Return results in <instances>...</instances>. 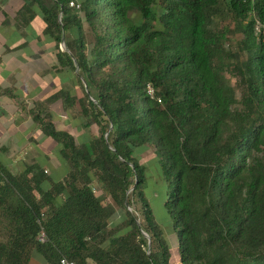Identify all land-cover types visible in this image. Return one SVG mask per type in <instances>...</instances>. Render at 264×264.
<instances>
[{
	"label": "trees",
	"instance_id": "obj_1",
	"mask_svg": "<svg viewBox=\"0 0 264 264\" xmlns=\"http://www.w3.org/2000/svg\"><path fill=\"white\" fill-rule=\"evenodd\" d=\"M36 2L84 91L48 100L79 105L97 134L81 144L34 113L67 176L0 161V264H172L171 234L182 264H264V0ZM150 145L160 181L138 157Z\"/></svg>",
	"mask_w": 264,
	"mask_h": 264
},
{
	"label": "crops",
	"instance_id": "obj_2",
	"mask_svg": "<svg viewBox=\"0 0 264 264\" xmlns=\"http://www.w3.org/2000/svg\"><path fill=\"white\" fill-rule=\"evenodd\" d=\"M40 1L52 6V0ZM46 26L36 0H0V161L14 175L38 164L54 180L63 181L68 166L58 154L61 145L41 132L34 113H51L56 128L81 144L90 142L97 129L85 126L79 105L69 107L62 97L48 100L63 91H72L79 100L84 91L77 72L58 61V47L46 35ZM35 258L39 262L34 264L44 261L39 254Z\"/></svg>",
	"mask_w": 264,
	"mask_h": 264
},
{
	"label": "rangeland",
	"instance_id": "obj_3",
	"mask_svg": "<svg viewBox=\"0 0 264 264\" xmlns=\"http://www.w3.org/2000/svg\"><path fill=\"white\" fill-rule=\"evenodd\" d=\"M215 25L217 24V26L221 29L227 30V29H233V24L230 23L229 19H227V17H225L224 19L221 17H216L215 20ZM229 40L232 41L231 36L227 37V41ZM228 42V43H229ZM227 49H230V46L227 45ZM232 63V61H231ZM230 66H225V75H226V79L229 82V84H231V86H233L236 90V94L238 99L241 97L242 95V86H241V82H240V78L238 77V75L234 72L233 68ZM74 111H76V108H74ZM140 160L144 163L148 165V169H149V173L151 175V178H153L156 181H160V176H159V165H157V159H156V154H155V147L154 146H147L146 149H143L140 153L139 156ZM95 185V193L96 195L103 197L102 195V183L99 180H95L94 182ZM103 202L105 205L109 204V200L107 198L103 199ZM131 210V208H130ZM161 216V214H160ZM160 218V217H159ZM3 219V218H2ZM160 220H162L160 218ZM170 238V242H171V247H172V264H182L181 260H180V251H179V242L175 236V234H171L169 235ZM35 254L34 255V259L33 262L38 263L39 260L36 257ZM41 261V260H40ZM45 261V260H44ZM43 261V263H44ZM41 263V264H43Z\"/></svg>",
	"mask_w": 264,
	"mask_h": 264
},
{
	"label": "built area",
	"instance_id": "obj_4",
	"mask_svg": "<svg viewBox=\"0 0 264 264\" xmlns=\"http://www.w3.org/2000/svg\"><path fill=\"white\" fill-rule=\"evenodd\" d=\"M83 0H69V6L73 9L80 10L82 7ZM148 93L152 98H156L155 90L152 85H148L147 87ZM161 102V99H158ZM40 241L45 242L46 236L45 233L42 231L39 236ZM59 264H78L76 261L69 259L68 257H61Z\"/></svg>",
	"mask_w": 264,
	"mask_h": 264
},
{
	"label": "water",
	"instance_id": "obj_5",
	"mask_svg": "<svg viewBox=\"0 0 264 264\" xmlns=\"http://www.w3.org/2000/svg\"><path fill=\"white\" fill-rule=\"evenodd\" d=\"M61 48H62V50H64V51H68L67 48H66V46H65V34H63V42H62V44H61ZM76 65H77V63H76ZM78 70H79V67L77 66L76 72H78ZM86 87H87V86H86ZM111 128H112V127H111ZM108 134H109V133L106 134L107 137H108ZM145 235L148 236L147 234H145Z\"/></svg>",
	"mask_w": 264,
	"mask_h": 264
}]
</instances>
